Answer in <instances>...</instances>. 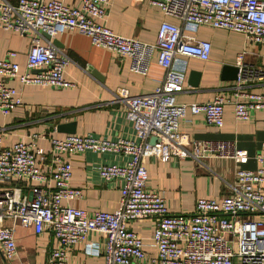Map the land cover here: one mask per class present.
Listing matches in <instances>:
<instances>
[{
	"label": "built area",
	"instance_id": "1",
	"mask_svg": "<svg viewBox=\"0 0 264 264\" xmlns=\"http://www.w3.org/2000/svg\"><path fill=\"white\" fill-rule=\"evenodd\" d=\"M165 17L176 18L211 29L242 34L247 42L264 46V0H146ZM112 0H80L68 6L57 0H18L16 5L0 2V29L28 36L25 70L16 63L15 52L0 59V114L7 116L23 104L21 85L68 89L65 78L71 60L55 47L53 40L66 31L86 36L92 46L130 59V71L145 75L154 57L164 76L155 90L130 96L118 89L116 99L126 107L125 118L132 124L133 137L98 139L90 135L50 138L49 157L53 166L43 171L47 157L36 147L41 135L30 142L3 146L0 136V222L11 219L36 235L50 232L56 247L46 264H68L72 246L83 244L89 256L101 257L103 264H264V142L255 155V170L237 169L230 193L222 198H199L193 212L171 214L165 199L148 187L145 161L167 162L172 156L205 159L224 158L239 165L247 153L228 141L188 144L179 132L180 121L189 112L201 114L206 124L222 128L228 99L215 96L204 103L180 104L184 75L173 68L177 56L206 62L211 44L182 32L180 26L162 21L154 43L113 33L105 19ZM245 53L236 59V79L232 93L235 120L247 122L256 113L264 118V94L244 90L260 80L264 71L246 64ZM155 138L154 144L150 139ZM91 152L101 156L118 154L120 163H103L97 176L104 183L118 185L120 200L112 212L75 208L82 192L70 186L71 163L64 158ZM152 222V234L145 240L130 229L142 220ZM98 233L103 242L88 241ZM154 252L152 254L151 252ZM0 253L6 260L17 256L14 228H0Z\"/></svg>",
	"mask_w": 264,
	"mask_h": 264
},
{
	"label": "crops",
	"instance_id": "2",
	"mask_svg": "<svg viewBox=\"0 0 264 264\" xmlns=\"http://www.w3.org/2000/svg\"><path fill=\"white\" fill-rule=\"evenodd\" d=\"M16 5L18 0H0ZM68 6H78L80 0H57ZM180 26L182 32L197 40L209 41V60L202 62L193 58L177 56L173 68L184 75L183 91L177 96L180 104L204 103L221 95L228 99L224 106L222 128L205 123L201 114L189 112L180 121L179 132L188 142L228 141L247 153V159L237 165L224 158L205 159L201 163L191 158L172 156L167 162L149 158L145 161L148 172V187L161 195L171 214L191 213L199 198H222L230 193L235 183L237 169L255 170L254 160L260 144L264 142V118L256 113L252 120L237 121L233 115L232 93L234 80L227 66L235 67L239 54L245 53L246 64L264 71V46L247 42L242 34L211 29L191 23H182L176 18L165 17L160 10L146 0H112L105 25L115 34L152 44L162 21ZM55 47L63 50L71 62L65 70V78L74 83L68 89H51L40 86L21 85L17 80L9 84L21 92L23 104L10 114H0V136L3 146L10 147L23 141L30 142L32 135L44 136L36 141V147L45 155L40 168L48 171L53 166L48 156L50 138L67 135H90L98 139L132 138V124L126 120L124 104L116 99L118 89L127 90L130 96L152 93L164 76L153 57L145 75L130 71V59L106 49L92 46L90 40L75 31H66L53 40ZM30 45L28 36H20L0 29V59L7 52H15L16 63L21 72L25 70L26 54ZM192 72L198 73L197 86L190 84ZM244 90L264 94V75L245 86ZM74 124L75 133L57 131L58 126ZM71 163L70 186L82 192L80 200L70 206L88 212L96 210L112 212L118 207V185L101 181L97 167L103 163H120L125 157L118 154L101 156L91 152L64 156ZM14 228L17 256L6 260L0 253V264H46L56 240L50 232L36 235L11 219L0 222V228ZM130 229L145 240L152 234V222L148 219L130 225ZM88 241L102 245L101 234L91 233ZM154 254L153 250L151 252ZM68 264H103L101 257L89 256L84 245L71 247Z\"/></svg>",
	"mask_w": 264,
	"mask_h": 264
},
{
	"label": "water",
	"instance_id": "3",
	"mask_svg": "<svg viewBox=\"0 0 264 264\" xmlns=\"http://www.w3.org/2000/svg\"><path fill=\"white\" fill-rule=\"evenodd\" d=\"M53 43H55V42H53ZM227 68H229L228 70L232 73L230 76L231 78H228V79L229 80H235L236 75H237V68L236 67H230V66H227ZM197 79H198V73L192 72L191 76H190V84L192 86H197V81H198ZM57 131L60 133L74 134L75 133L74 124L60 125V126H58ZM155 142H156L155 138L150 139L151 144H154Z\"/></svg>",
	"mask_w": 264,
	"mask_h": 264
}]
</instances>
